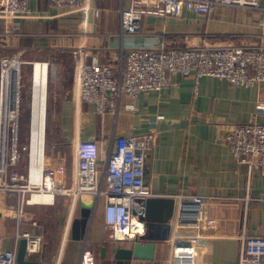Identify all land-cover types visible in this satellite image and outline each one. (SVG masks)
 Here are the masks:
<instances>
[{
    "label": "crops",
    "instance_id": "0c3cea01",
    "mask_svg": "<svg viewBox=\"0 0 264 264\" xmlns=\"http://www.w3.org/2000/svg\"><path fill=\"white\" fill-rule=\"evenodd\" d=\"M130 2L92 0L88 8L79 4L77 9H71L58 7L51 0H29L30 17L18 19L15 24L0 19V49H11L21 59L24 53L49 56L34 61L47 63L50 91L47 84L46 89L43 85L32 89L31 83L34 94L30 126L35 125L38 105L41 107L46 97L47 106L49 96L54 129L44 142L39 136L38 167L44 159V166L54 170L64 185L72 187L79 140L95 139L110 152L117 140L156 130L157 143L147 156L146 182L151 197L174 198L179 203L172 219L173 224L179 225V235L157 241L152 260L134 258L130 264H167L174 239L188 236L198 241L196 264H239L242 234H264V178L258 173L248 176L230 151L225 136L233 126L252 120L256 101L264 95V83L260 88L241 87L212 76L196 80L193 76L174 75L169 88L144 92L134 102L122 93L116 112L99 114L92 103L77 97L75 52L79 51L87 64L97 60L119 72L126 66L127 52L134 48L264 44V12L220 6L209 14L191 10L176 17L147 14L140 21L138 33L127 35L121 31V14ZM22 60L24 64L34 62ZM40 77L42 84L47 82L43 74ZM131 103H135L133 110L127 108ZM160 114L165 118L154 124ZM260 120L264 122V113ZM31 160L30 154L26 168L20 170L26 175L31 170ZM98 168L103 178L105 161L100 160ZM56 201L57 198L54 203L29 207V218L24 223L12 209L15 199L1 196L0 249L18 248L22 239L17 238L18 231L40 235L35 207L54 205ZM179 207L190 211L177 220ZM70 231L68 222L62 241L52 247L44 241L39 252L27 253V259L80 264L81 253L87 248L97 264H124L114 260V252L119 247L131 248L134 243L108 237L103 198L96 201L85 237L68 240Z\"/></svg>",
    "mask_w": 264,
    "mask_h": 264
},
{
    "label": "built area",
    "instance_id": "2783aa9c",
    "mask_svg": "<svg viewBox=\"0 0 264 264\" xmlns=\"http://www.w3.org/2000/svg\"><path fill=\"white\" fill-rule=\"evenodd\" d=\"M51 1L58 7L77 9L79 4L88 8L92 0ZM220 6L264 12L263 0H131L121 14V31L127 35L137 34L140 21L147 14L176 17L184 10L209 14ZM30 16L29 0H0V19L6 24H15L16 20ZM75 62L77 97L82 102L92 103L99 114L116 112L122 93L134 102L144 92L169 88L172 84L171 76L174 75L193 76L196 80L202 76H212L241 87L260 88L264 83V44L195 46L168 50L134 48L127 52L126 66L119 72L113 66L97 60L85 63L79 51L75 52ZM23 64L24 61L19 56H7L0 60V156L3 127L6 126V154L4 161L0 160L4 165L3 168L0 167V197L15 199V204H11L12 209H15L18 220L24 223L29 218L28 208L43 203L33 199L38 193L52 194V203L57 196L65 195L73 196L79 203L83 193L95 201L103 198L104 229L108 237L117 242L134 239L142 230L133 222V218L138 217L132 213V209L136 208L140 212L142 207L137 199L153 195L146 182L147 156L157 143L158 132L152 130L143 135L117 140L110 152L95 139L79 140L75 150L76 170L72 187L64 185L56 178L54 170L44 164L41 183L35 182L31 178V170L27 175L17 170L20 154L15 141L12 147L9 143L11 122L17 123L19 115V97L16 104L13 99L4 102L3 98L5 69L15 66V71L21 74ZM127 108L135 109V103L127 105ZM12 110L18 112L16 119L12 116L8 118ZM263 113L264 95H261L256 101L252 120L233 126L226 134L225 141L238 163L246 168L248 176L258 173L264 178V122L260 120ZM164 118L162 114L157 115L153 123ZM100 160L106 163L103 178L98 168ZM141 224L143 225L142 222ZM17 238L27 239V253L42 249V235L18 231ZM174 240L173 254L167 264H196L197 238L188 236ZM17 252V247L0 249V264H19ZM80 264H97L90 249H83ZM239 264H264V234H242Z\"/></svg>",
    "mask_w": 264,
    "mask_h": 264
},
{
    "label": "rangeland",
    "instance_id": "374dc122",
    "mask_svg": "<svg viewBox=\"0 0 264 264\" xmlns=\"http://www.w3.org/2000/svg\"><path fill=\"white\" fill-rule=\"evenodd\" d=\"M1 38L2 37H0V39ZM17 55L18 54L12 52L11 49L9 50V52L8 51L4 52V50L0 49V60L3 57L17 56ZM54 56L60 58L64 57L63 55L62 56L54 55ZM42 57H49V56L46 54L37 55L32 53H26V54L24 53L22 55V59H27L28 61H34L37 58H42ZM0 74H1V68H0ZM42 74L47 79V82H44L45 84L41 83L40 75ZM19 76L20 74L18 73V79L15 86L16 96H18L17 92H19V84H20L19 115L17 118V124H13V122H11L10 131H9V140L11 144L13 143V140H15V142L17 141L16 145L18 147V152L21 158L20 165L17 166V170L24 171L23 168H26L28 163V158L31 153L30 150L31 130L33 129L39 130L41 139L44 142L48 140V135L54 133V129L52 126V110H51V103L49 96L47 103L48 107L46 106V102H45L46 97H45L43 99V103L41 104V107L40 105H38L39 109H38V113L35 115V125L30 126L32 112H33L30 107L32 106L33 94H34L33 93L34 91L31 90V83H32V89H34V87L36 86L39 87L41 85H43L45 88L46 84L48 85L47 63H41L39 61H34L32 64L26 63L22 65L21 68V80H19L20 78ZM48 91H50V86L48 88ZM10 147H12V145ZM3 166L4 165L0 163V167L3 168ZM72 202H73V196H69V195L57 196V201L54 205H38L35 207L34 214L36 215V221L40 229L42 230V232H40V235L43 236V242L45 241L47 247L48 246L52 247L53 244L56 243V241L57 243L62 241L65 228L67 227L69 218H71L72 215L73 218L80 217V212H81L80 204L77 203L75 208H73ZM68 240H72V231H70L69 233Z\"/></svg>",
    "mask_w": 264,
    "mask_h": 264
},
{
    "label": "water",
    "instance_id": "95a60500",
    "mask_svg": "<svg viewBox=\"0 0 264 264\" xmlns=\"http://www.w3.org/2000/svg\"><path fill=\"white\" fill-rule=\"evenodd\" d=\"M137 202L142 207L138 212L136 208L132 213L143 223V230L131 239L134 243L131 248L119 247L115 250L113 258L115 261L130 264L132 259L152 260L154 258L157 241L171 240L174 234L178 233V223H172L175 217L177 201L174 198L148 197L138 198ZM80 217L74 218L72 224V238L81 240L85 237L92 211L96 206V201L89 198L88 194H81L79 199ZM190 209L178 208L177 220L186 217ZM27 239L22 238L17 252L19 264H48L46 262L27 259ZM104 256L105 249L102 250Z\"/></svg>",
    "mask_w": 264,
    "mask_h": 264
},
{
    "label": "bare ground",
    "instance_id": "6f19581e",
    "mask_svg": "<svg viewBox=\"0 0 264 264\" xmlns=\"http://www.w3.org/2000/svg\"><path fill=\"white\" fill-rule=\"evenodd\" d=\"M14 68H15V66H13L12 68L5 69V71H4V75H3V90H4L3 98H4V102H10L11 99H13L15 104H16L17 99H16L15 86H16V82L18 79V71H15L16 69H14ZM18 94H19V92H18ZM10 113L11 112H9V114ZM9 114H8V118L10 116H12L15 119L17 118V114H16L15 110H12L11 115H9ZM4 115H5V112H4ZM4 124H6V123H4ZM4 124H3V126H4ZM15 124H17V123L15 122ZM3 131H4V134H2L3 136H2V146H1V153L2 154L0 156L1 162L4 161V157L6 154L5 153L6 126L3 127ZM39 136H40L39 131L37 129H33L31 132V135H30V150H31L30 154H31V158H32V160H31L32 161L31 178H32V180H34L35 182H38L40 184L41 183V170H42V166L44 164V159L42 161L41 167L39 168L38 167V151H39V142H40ZM33 199L35 201L48 204V203H52L53 196H52V194H48V193H38V194L34 195ZM76 204H77V201L75 199H73L72 205L76 206ZM73 221H74V218L72 215L70 218V221H69V228L70 227L72 228ZM133 222L137 225V227H139V225L141 223V222H139V220L136 217L133 218ZM140 226H142V230H143V225L141 224Z\"/></svg>",
    "mask_w": 264,
    "mask_h": 264
}]
</instances>
